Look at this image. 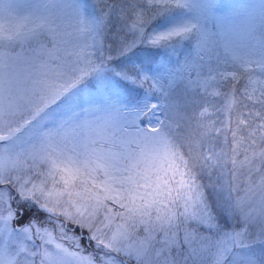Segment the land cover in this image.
<instances>
[{"label": "snow or ice", "instance_id": "6c2138e0", "mask_svg": "<svg viewBox=\"0 0 264 264\" xmlns=\"http://www.w3.org/2000/svg\"><path fill=\"white\" fill-rule=\"evenodd\" d=\"M0 264H264V0H0Z\"/></svg>", "mask_w": 264, "mask_h": 264}]
</instances>
